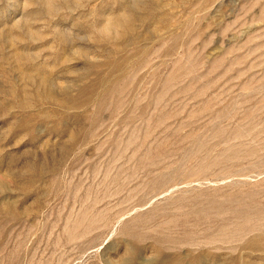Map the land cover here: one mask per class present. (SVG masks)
<instances>
[{
	"label": "rangeland",
	"instance_id": "obj_1",
	"mask_svg": "<svg viewBox=\"0 0 264 264\" xmlns=\"http://www.w3.org/2000/svg\"><path fill=\"white\" fill-rule=\"evenodd\" d=\"M0 264H264V0H0Z\"/></svg>",
	"mask_w": 264,
	"mask_h": 264
}]
</instances>
